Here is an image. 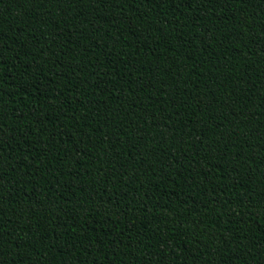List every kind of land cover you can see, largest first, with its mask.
Wrapping results in <instances>:
<instances>
[{
    "label": "trees",
    "instance_id": "trees-1",
    "mask_svg": "<svg viewBox=\"0 0 264 264\" xmlns=\"http://www.w3.org/2000/svg\"><path fill=\"white\" fill-rule=\"evenodd\" d=\"M0 264H264V0H0Z\"/></svg>",
    "mask_w": 264,
    "mask_h": 264
}]
</instances>
